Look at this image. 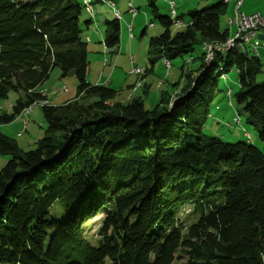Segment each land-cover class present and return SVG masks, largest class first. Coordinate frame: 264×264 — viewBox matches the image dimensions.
<instances>
[{
	"label": "trees",
	"instance_id": "16d2710c",
	"mask_svg": "<svg viewBox=\"0 0 264 264\" xmlns=\"http://www.w3.org/2000/svg\"><path fill=\"white\" fill-rule=\"evenodd\" d=\"M148 2L164 27L149 40L152 68L156 58L172 64L184 54L200 62L188 73L182 67L178 93L161 91L150 109L147 91L124 101L119 90L87 81L82 25L92 20L81 21L82 0H0V100L16 94L0 125L48 100L38 87L54 69L77 80L76 100L40 105L46 128L34 149H20L0 131V154L10 156L0 169V264H262L261 62L238 40L207 60V45L230 37L220 28L225 1L188 10V23L174 34L181 16L161 15ZM103 26L104 46L117 52L119 20ZM196 44L202 52L193 57ZM230 70L238 74L236 103L262 148L203 132ZM56 208L64 220L52 216ZM98 217L92 245L86 231Z\"/></svg>",
	"mask_w": 264,
	"mask_h": 264
},
{
	"label": "rangeland",
	"instance_id": "374dc122",
	"mask_svg": "<svg viewBox=\"0 0 264 264\" xmlns=\"http://www.w3.org/2000/svg\"><path fill=\"white\" fill-rule=\"evenodd\" d=\"M109 1L110 0H106V2H102L100 0V2L104 4H99V6H97L98 9H101L100 11H97V13H99V15H102L103 13L109 14L108 18L113 19L115 17V14L109 4ZM174 1L176 3L175 10L178 16H181L182 23H172L170 27L172 34L181 30L188 23V10L201 9L217 3L209 0ZM169 2L170 0H155V4L158 7L159 13L161 15L171 16ZM133 4V7L137 10V16L135 18L132 17L128 12H124L121 14V36L120 45L117 52H114L112 49H106L102 42V36H104V26L101 23V16L99 17V15H96L95 19L91 18L87 13L85 7H83L80 17L81 21L83 22L84 20L89 19L93 20L91 27L92 30L90 31V33L92 32L90 34L92 38L90 36L91 40L88 43L87 47L89 61L87 79L89 80V82H96V84H99L97 76L102 74L105 77L108 73H110V69L116 68L112 80H119V83H117V86L120 90V95L118 96V98L124 101H128L132 99V95H134V97L144 96L142 87L147 83L149 84V88L148 93L144 97V103L145 108L150 109L154 104L157 103L156 97L161 93V91L165 90L169 94H171L175 90V86L173 84L176 81H179L180 77L183 75L182 67H184V71L188 73L190 70L198 67L200 62L198 59L195 60V62H187L191 54H184L183 56L173 59L171 61L172 64L169 68L165 65L163 59L156 58L152 68L151 63L149 62V40L151 37L162 33L164 31V27L158 19L154 18L148 0H135ZM97 8L95 7V10ZM95 12L96 11H94V13ZM150 22H152L153 26L149 25ZM128 25L133 26V37L130 35V30H128L127 28ZM82 28L83 37L85 38L89 34V31H87V28L83 25ZM220 28L221 30L225 29V14H223L220 18ZM143 29H145V33H143ZM259 43V47H261V45L264 44V40H260ZM241 45L243 47H246L247 50L251 54H253L251 52L253 49V44L242 43ZM201 52V46L199 44H196L195 50L192 55L193 57H198ZM227 54L228 53L223 54L225 58L227 57ZM132 56H134L135 58L134 64H132L130 61V59H132ZM105 59L110 61V66H103L104 62L106 61ZM136 64L149 69L148 73L146 74L144 68L141 67L144 70L141 75L130 74L129 71ZM169 73L172 74L168 75ZM136 75L140 78L139 80H137ZM159 81L162 83L161 88H158L156 86V83ZM256 82H264V65L261 66V72L257 75ZM41 87L43 88V90L46 89L48 92L49 99L47 101H42L43 103H38L37 105L32 106L31 111L27 112L26 114H24V112H21L10 123L0 125V131L15 140L18 147L24 151L34 149L36 146V142L40 138H42L45 133L46 122L40 104L44 105L47 103L49 105H62L71 97L72 98L70 99V101L77 99V97L75 96L77 88V80L75 76L73 74H69L67 76L61 77L60 71L57 68L52 71L49 79ZM64 88H66L67 91L64 92ZM228 90L232 91V94L230 96L227 95V93H231ZM238 90V74L235 70H230L220 79V91L218 92L214 102L212 103V106L210 108V116L207 118L203 126V132L206 136L220 137L226 143H236L238 142V140L230 139V135L231 133L236 131V129L239 131V133L242 134L243 132L241 130L243 128L249 133L251 139L243 137L242 142L248 141V143L253 144L258 148H262V142L258 137L257 131L252 126L246 123L245 113L243 112L242 108L239 107L236 103L234 94ZM39 92L44 94L43 91ZM128 96H130V98ZM15 98L16 94L11 91L6 98L0 100V114H10L13 112L12 106ZM217 106H221V108L224 110H233L235 116L240 118L241 123H236L237 119L235 121V118L229 117V115L225 112H223V114L221 115L226 116L224 119H220L219 121L214 120L211 115L217 113ZM254 136L258 138V141L255 144L253 143ZM9 159V155L0 154V169L6 164ZM52 216H56L61 220H64L66 218L65 212L62 208H56L55 210H53ZM99 226L100 217L93 220L92 224H90V227L88 228V231H86V237L92 245H97Z\"/></svg>",
	"mask_w": 264,
	"mask_h": 264
},
{
	"label": "crops",
	"instance_id": "0c3cea01",
	"mask_svg": "<svg viewBox=\"0 0 264 264\" xmlns=\"http://www.w3.org/2000/svg\"><path fill=\"white\" fill-rule=\"evenodd\" d=\"M83 1V3H85L86 5H92L91 6V13H90V11H89V9H88V7L86 6V5H84V7H85V9H86V11H87V13L90 15V17L91 18H96V15H99V13H97V11H100L101 9H98L97 8V6H99V4H104V3H102V2H100V0H82ZM102 1V0H101ZM130 0H110L109 1V4H111V3H113L114 4V6L115 7H117L119 10H120V12H121V14L122 13H126V12H128V5H127V3L129 2ZM135 0H131V2H132V6H134V4H133V2H134ZM137 1H139V0H137ZM174 1V0H173ZM209 1H212V2H220V1H225V0H209ZM106 2V1H105ZM238 2H240L239 3V5H238V10L241 12V13H243V14H246V15H248V14H252V13H261V14H264V0H227L226 1V12H225V29L224 30H227V32H228V35L229 36H231L232 34H233V30H234V28L233 27H228V24H227V20L229 19V18H232V17H234V15H235V12H236V7H237V4H238ZM90 3V4H89ZM174 4L176 5V3H175V1H174ZM111 6V5H110ZM95 7L97 8L96 10H95ZM113 10V9H112ZM94 11H96L95 13H94ZM105 12V11H104ZM114 12V11H113ZM130 12V11H129ZM128 12V13H129ZM130 14V13H129ZM109 14H106V13H103L102 15H99V17L100 18H102V21H101V23L103 24V22L106 20V19H110V18H108L109 16H108ZM131 15V14H130ZM174 15H175V17H176V15H177V12L175 11V13H174ZM115 16V15H114ZM132 16V15H131ZM137 16V14L134 16V18ZM92 22H93V20H92ZM92 22L90 23V24H88L87 26L86 25H84L86 28H87V31H89L88 33V35L84 38L86 41H87V47H88V43L90 42V34L92 33H90V31L92 30ZM120 22V21H119ZM151 23V22H150ZM131 27H132V37H133V26L131 25ZM127 28H128V26H127ZM144 30V33H145V29H143ZM94 34H96V33H94ZM83 35V34H82ZM258 35H259V39L262 41V40H264V39H261L260 37H264V31H260L259 33H258ZM120 36H121V34H120ZM228 36V37H229ZM233 36V35H232ZM103 37L104 36H102V39H103ZM131 37V38H132ZM91 38H92V36H91ZM103 42V41H102ZM260 45V44H259ZM106 48V47H105ZM107 49V48H106ZM258 58H259V60H260V62H261V66L262 65H264V44H262L261 45V47H258ZM131 57V56H130ZM132 58H133V61H131V59H130V61H131V63L132 64H134L135 63V58H134V56H132ZM262 59V60H261ZM106 60V59H105ZM106 65V66H105ZM103 66H105V67H107V66H110V61L109 60H106L105 62H104V65ZM135 66H140L139 64H136ZM140 67H142V68H144V70L146 69V67H144V66H140ZM116 69V68H115ZM115 69H110L111 71H110V73H108L107 74V76H103L102 74L101 75H99V76H97V80H98V83L99 84H103V85H107V86H109V87H111V88H113V89H116V90H119V88H118V86H117V83H119L118 81L119 80H112V78H113V76H114V74H115ZM172 73H169L168 75H171ZM137 76V75H136ZM140 78L137 76V80H139ZM136 80V81H137ZM146 80V79H145ZM87 81H89L88 79H87ZM91 84H96V82H90ZM112 83H114V84H112ZM145 83H146V81H145ZM43 85V84H42ZM41 85V86H42ZM41 86H39L38 87V90L39 91H43L44 92V94L46 95V97L49 99V96H48V92H47V90L46 89H44L43 90V88L41 87ZM156 86L158 87V88H161L162 87V83L159 81V82H157L156 83ZM136 87V86H135ZM143 95L144 94H146L145 93V91H147V93H148V88H149V84H147L146 83V85L144 86L143 85ZM136 90V89H135ZM178 89L177 88H175V90L171 93L172 95H174V93L177 91ZM120 91V90H119ZM165 91V90H164ZM228 91H230L231 93H232V91L231 90H228ZM227 91V92H228ZM166 93H167V91H165ZM129 98H130V96H128ZM127 97V98H128ZM132 98H134V95H132L131 96ZM135 97H137V96H135ZM72 98V97H71ZM70 98V99H71ZM70 99H68V100H66L63 104H66V103H68L69 101H70ZM126 99V98H125ZM156 102L160 99V94L159 95H157V97H156ZM145 101V100H144ZM62 104V105H63ZM229 104V103H228ZM227 109V108H226ZM223 112H225V113H227L228 115H229V117H233V118H236V116H235V114H234V112H233V110H230V109H227V110H224V109H222L221 108V106L220 107H218L217 106V113H215V114H213V115H211V117L214 119V120H216V121H219L220 119H224L226 116L225 115H223V116H221L222 114H223ZM241 129V128H240ZM243 133L241 134V133H239V131L236 129V131H234L233 133H231V135H230V139H237V140H243L242 138L243 137H247L246 135H245V130L242 128V130H241ZM249 139H251V136H250V138ZM254 144L255 143H257V141H258V138L256 137V136H254ZM262 264H264V257H262Z\"/></svg>",
	"mask_w": 264,
	"mask_h": 264
},
{
	"label": "built area",
	"instance_id": "2783aa9c",
	"mask_svg": "<svg viewBox=\"0 0 264 264\" xmlns=\"http://www.w3.org/2000/svg\"><path fill=\"white\" fill-rule=\"evenodd\" d=\"M170 5V15L172 18H174L175 13V4L174 1L171 0L169 2ZM130 13V12H129ZM132 17H134L136 14L130 13ZM149 25H153L150 23ZM231 27L234 28L233 30V36L237 34H244L248 36L252 42L256 45V49L258 50L259 47V35L258 33L260 31H264V14L261 13H252V14H243L239 10L237 11L236 17L231 22ZM231 39H229L230 41ZM133 61V59H131ZM167 66V61H166ZM139 66H134L131 68L129 73H133L134 70H136ZM229 96V93H227Z\"/></svg>",
	"mask_w": 264,
	"mask_h": 264
},
{
	"label": "bare ground",
	"instance_id": "6f19581e",
	"mask_svg": "<svg viewBox=\"0 0 264 264\" xmlns=\"http://www.w3.org/2000/svg\"><path fill=\"white\" fill-rule=\"evenodd\" d=\"M106 0H102V2H105ZM227 0H225V2H226ZM239 3L240 2H238V4H237V7H236V12H235V15H234V17H232V18H229L228 19V26L229 27H231V22L233 21V19L236 17V14H237V11H238V5H239ZM111 5V7H112V9H113V11H114V14H115V17L119 20V21H121V19H122V16H121V12H120V10L117 8V7H115L114 6V4L113 3H111L110 4ZM127 5H128V8H129V11L131 12V13H133V14H137V10L132 6V2L131 1H129L128 3H127ZM87 7H88V9H89V11H90V13H91V5H86ZM128 11V12H129ZM153 26V25H152ZM131 29H132V27L131 26H129L128 25V30H130V35L132 36V31H131ZM229 39H231L230 41H229ZM235 40L237 41H239V42H241V43H248V44H253V49H252V52H253V54H255L256 56L258 55V50L256 49V45L252 42V40L248 37V36H246V35H244V34H237V35H234V36H230L227 40H226V42L224 43V44H221V45H219V44H214V45H210L209 43V45H207V54H206V58H207V60L208 59H211L212 57H213V55L215 54L214 53V50H224V49H228L229 47H233V46H235ZM212 44V43H211ZM206 46V45H205ZM133 59V58H132ZM164 63H165V65H166V60H164ZM171 66V64L169 63V61H167V67L169 68ZM143 69L141 68V67H138L136 70H134V72L133 73H130V74H137V75H141L142 73H143ZM100 77V76H99ZM63 91L65 92V91H67V89L66 88H64L63 89ZM230 95V94H229ZM40 103V102H39ZM43 103V102H42ZM38 103H34V104H32L31 106H29V107H27V108H25L22 112H24V114H26L27 112H29V111H31V108H32V106H34V105H37ZM41 105V104H40Z\"/></svg>",
	"mask_w": 264,
	"mask_h": 264
},
{
	"label": "water",
	"instance_id": "95a60500",
	"mask_svg": "<svg viewBox=\"0 0 264 264\" xmlns=\"http://www.w3.org/2000/svg\"><path fill=\"white\" fill-rule=\"evenodd\" d=\"M261 39H264V37H260ZM179 90H177L174 94H177ZM172 104V103H171ZM171 104H170V108H171Z\"/></svg>",
	"mask_w": 264,
	"mask_h": 264
}]
</instances>
